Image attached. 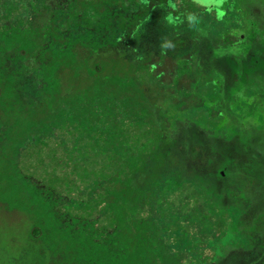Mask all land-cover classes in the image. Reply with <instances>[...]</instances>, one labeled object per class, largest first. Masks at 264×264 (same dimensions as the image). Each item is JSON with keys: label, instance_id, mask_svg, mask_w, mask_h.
<instances>
[{"label": "trees", "instance_id": "trees-1", "mask_svg": "<svg viewBox=\"0 0 264 264\" xmlns=\"http://www.w3.org/2000/svg\"><path fill=\"white\" fill-rule=\"evenodd\" d=\"M17 1L22 7L16 5L15 10L31 8L32 17L20 19L17 26L10 17L6 19L11 20L9 26L1 27L0 70L5 76H22L15 94L19 98L23 92L18 115L28 120V135L46 145L53 142L52 148L57 146L62 153L69 148L63 141L77 143L74 156L51 158L45 173L34 168L23 173L36 201L47 205L46 210L39 206L30 210L29 240L50 244L56 252L54 264H183L184 255L171 251L173 233L198 228L192 219L201 206L196 186L204 185L210 199L215 198L209 190V177L215 178L210 151L226 136L234 118L230 108L225 112L220 108L224 102L217 103L223 97L219 77L193 64L188 72L177 71L167 84L163 74L151 67L155 58L135 62L131 54L128 60L123 58L121 69V56L115 51L123 39H132L138 22L145 18L142 8L135 18L129 17L135 27H126V37L117 38L114 29L106 33L100 27L103 17H98L102 11L97 0ZM242 2V7L264 6V0ZM219 4L214 0L204 6L214 9ZM88 10L95 11L97 21ZM121 11L125 14V8ZM188 15L192 13H175L171 19L180 22ZM228 42L227 46L237 49L223 52L241 48L234 45V38ZM184 48L186 43L178 39L168 53L186 61L199 51L195 48L183 57L180 50ZM28 78L33 81L29 83ZM163 84L176 87L177 95L165 92ZM29 87L35 90L33 99L24 96ZM165 111L169 123L178 126L175 133L194 126L192 132L207 142V157L195 141L183 157L177 150L162 149L167 134L162 122ZM2 125H7L6 136L20 135L11 134L13 125ZM83 140L92 143L83 146ZM27 141L34 146L33 139L27 137ZM191 166L195 167L192 174L176 177ZM195 172L200 177L193 179ZM31 220L39 227H31Z\"/></svg>", "mask_w": 264, "mask_h": 264}, {"label": "rangeland", "instance_id": "rangeland-1", "mask_svg": "<svg viewBox=\"0 0 264 264\" xmlns=\"http://www.w3.org/2000/svg\"><path fill=\"white\" fill-rule=\"evenodd\" d=\"M186 1L189 4L185 5ZM212 1L97 0L100 4L98 9L102 11L98 17H103L100 27L106 33L114 29L117 38H125L124 29L135 27L129 17L135 18L134 14L142 8L145 18L138 22L140 24L132 39H123L121 48L115 51L121 56L122 61L118 63L120 68H123L124 59L130 54V60L135 62L155 58L151 67L157 69L156 73L163 74L164 83L170 84L171 77L177 75V71L188 72L192 69L191 65L197 64L203 73L219 77L223 97L218 98L217 103L224 102L220 108L225 112L228 107L234 114L226 136L222 140L217 137L221 141L210 151L209 159L214 163L211 176L215 178L209 177L212 181L209 182V190L215 198L210 199L204 185L194 188V192L201 197L200 210L192 217L198 228L190 229L185 234L182 230L174 232L171 251L184 255L183 264H264V6L242 7V0H216L220 4L213 6L214 9H207L204 5ZM16 5L22 7L17 0H0V29L9 26L11 20L6 19L10 17L15 26L20 19L32 17L31 8L16 11ZM122 8H125V14ZM185 11L192 15L180 19V22H173L171 18L174 19L175 13L179 15ZM88 13L97 21L95 11L88 10ZM92 27H97V24ZM10 34L11 30H8L7 35ZM232 38L236 40L234 45L238 44L241 48L235 53L223 52L233 47L227 46ZM178 39L186 43V48L180 50L183 57H188L195 48L200 52H194L186 61L171 58L168 49L174 47ZM171 51L175 53L173 49ZM13 65L17 66L16 63ZM20 79L22 76H5L1 68L0 264H54L56 252H52L50 244L29 240L27 217L30 210L33 206L46 210L47 205L36 201V195L23 173L31 172L32 168L45 173L51 168V158L60 160L74 156L77 143L74 139L66 143L63 141L69 148L62 153L57 146L52 148L53 142L50 145L47 143V146L46 142L38 140L33 134L28 135V120L18 115L23 92L19 94L20 99L15 96ZM31 80L28 78L29 83ZM140 82L143 80L140 79ZM167 84H163L165 92L176 94V87ZM24 96L33 99L35 90L27 88ZM215 115L217 121L220 115ZM162 116L167 131L163 150H177L179 157H183L182 154L189 152L190 143L195 141L202 155L207 157V142L198 137L195 130L192 132L194 126H191V130L187 129L188 132L181 129L175 133L178 126L169 123L167 111ZM198 116L197 113L195 122H198ZM2 123L13 125L15 131L11 134L20 135L6 136L9 131L5 130L7 125ZM18 123L21 126L17 127ZM27 137L33 139V147H29ZM82 142L83 146L92 143L87 140ZM84 151H87V147H84ZM193 167L187 173L180 171L176 177L192 174ZM196 177H200L198 172H195L193 179ZM32 226L38 228L39 224L31 220Z\"/></svg>", "mask_w": 264, "mask_h": 264}, {"label": "water", "instance_id": "water-1", "mask_svg": "<svg viewBox=\"0 0 264 264\" xmlns=\"http://www.w3.org/2000/svg\"><path fill=\"white\" fill-rule=\"evenodd\" d=\"M212 3H214V1H212V2H208L207 4H206V6H210Z\"/></svg>", "mask_w": 264, "mask_h": 264}]
</instances>
